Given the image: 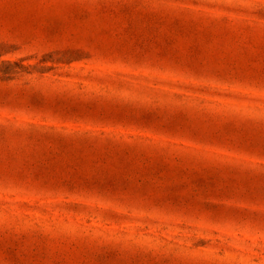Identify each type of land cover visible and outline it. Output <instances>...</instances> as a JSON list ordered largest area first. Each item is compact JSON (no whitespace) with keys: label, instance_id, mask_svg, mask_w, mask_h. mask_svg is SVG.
I'll return each instance as SVG.
<instances>
[{"label":"rangeland","instance_id":"rangeland-1","mask_svg":"<svg viewBox=\"0 0 264 264\" xmlns=\"http://www.w3.org/2000/svg\"><path fill=\"white\" fill-rule=\"evenodd\" d=\"M0 264H264V0H0Z\"/></svg>","mask_w":264,"mask_h":264}]
</instances>
